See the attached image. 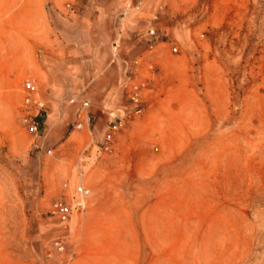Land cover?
Masks as SVG:
<instances>
[{"label":"rangeland","instance_id":"obj_1","mask_svg":"<svg viewBox=\"0 0 264 264\" xmlns=\"http://www.w3.org/2000/svg\"><path fill=\"white\" fill-rule=\"evenodd\" d=\"M75 5L56 23L67 30L61 41L82 46L68 54L67 74L59 67L53 82L37 85L44 131L33 141L24 129L20 86L14 130L24 152L0 147V264H61L55 239L74 252L85 177L112 154L119 160L109 163L135 168L133 182L155 198L146 206L143 262L264 264V0ZM122 18L129 28L113 52ZM131 83L141 85L142 110L124 116ZM119 119L112 148L96 149ZM79 180L84 208L60 223L51 204H73Z\"/></svg>","mask_w":264,"mask_h":264},{"label":"crops","instance_id":"obj_2","mask_svg":"<svg viewBox=\"0 0 264 264\" xmlns=\"http://www.w3.org/2000/svg\"><path fill=\"white\" fill-rule=\"evenodd\" d=\"M78 3L79 0H0V147L13 154L24 152L25 147L15 143L14 130L23 81L34 79L37 85L50 84L59 67L66 68L67 74L68 54L82 46L61 41L67 30L56 23L67 14L77 13L74 9ZM94 14L101 16L102 9ZM120 20L122 32L116 29L112 43L129 28L123 18ZM89 75L94 78L92 72ZM70 145L77 149L79 142L72 141ZM112 156L98 159L85 177L86 208L74 230L75 254L68 264H147L143 262V224L146 206L155 204V198L146 197L143 185L133 182L135 168L120 161L109 163L119 160ZM52 264H57L55 259Z\"/></svg>","mask_w":264,"mask_h":264},{"label":"built area","instance_id":"obj_3","mask_svg":"<svg viewBox=\"0 0 264 264\" xmlns=\"http://www.w3.org/2000/svg\"><path fill=\"white\" fill-rule=\"evenodd\" d=\"M147 34L154 35V30L152 28L147 29ZM119 39L117 38L113 42V52H115L116 47L118 46ZM141 85L138 83H131L128 87V100L129 106L127 111L124 112V116H129L130 114H137L142 109L143 100L141 91ZM21 95L22 101L20 104L21 107V123L25 130H27L32 138L33 141L35 138L39 137L40 134L44 131L45 119L47 116L46 103L44 98L41 94H39L37 84L35 83L34 79H26L23 81L21 85ZM82 105H86V103H82ZM121 120L118 121L112 120L106 126V131L104 132L101 140L95 142L93 146L96 147L101 152H105L112 148V140L115 132L117 131L118 125H120ZM75 128H80L82 126L81 121H77L73 125ZM34 143V142H33ZM37 146L34 143L33 147ZM81 152L79 158H81ZM87 191L85 190L83 183L79 180L78 185L76 187L75 192V202L73 204L67 202L64 199L57 198L54 199L51 207L49 209V214L52 217H56L60 223H66L69 220V216L71 214V210L73 207H76L78 210H82L84 208L85 203V196ZM52 252H57L60 256L64 255V260L61 264H68L73 256V251H66L64 242L61 239H55L52 242L51 246ZM51 254V253H49Z\"/></svg>","mask_w":264,"mask_h":264}]
</instances>
